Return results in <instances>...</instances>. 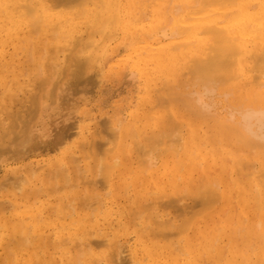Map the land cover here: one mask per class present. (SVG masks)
I'll use <instances>...</instances> for the list:
<instances>
[{
  "label": "rangeland",
  "instance_id": "obj_1",
  "mask_svg": "<svg viewBox=\"0 0 264 264\" xmlns=\"http://www.w3.org/2000/svg\"><path fill=\"white\" fill-rule=\"evenodd\" d=\"M132 1L136 2V0ZM166 3L167 5L169 4L167 9L169 12V16H172L173 18H170V23L163 22V24L161 25L162 27L166 26L167 24L169 26L167 25L164 29L161 28V31L160 27L157 28L158 26H160V24L157 25L154 21L153 16L150 12L151 9L146 8V5L140 6V4H136L135 8L139 7L140 9H135L137 22L132 21L131 25L133 27L131 26V28L132 30L134 29L135 31L137 30L139 32L137 35H134L135 42L138 41L137 38L139 39L142 37L143 39L137 42L136 46L128 39L129 37H124L125 35L123 34V32L118 30L119 24L118 26H116L117 22L114 19V27H116V29L118 30L117 31L113 27V34H116V38H110L113 35H108L110 36L109 38L108 36H105L110 40L106 39L105 41H103L104 44H102L103 42H101V46L105 47H101L102 51L103 49L104 51L102 54H100V50H98V52L96 53V55L98 54V56L95 55L96 58L94 57L95 59H92V61H94L92 65L95 66H92V68L94 67V70L91 69L93 71H90V74L86 75L85 72L82 73L80 71L79 73L75 74L76 70L74 69V66H70V68L72 67L71 70L68 68L67 63L75 58V55H73V51L77 50L79 46L73 44L74 49L72 52H70L72 50L70 48L72 45L68 46V50L63 49L64 51L61 50L62 52L58 51V47L63 46L62 44H64L65 42L61 38H58L59 36H56V39L54 37L43 39L42 37V40L46 42L44 43V41L39 38L41 37V34H37L39 30L37 33L31 34L29 33L31 32V29L23 26L18 31V33L17 31L16 34L15 32H13V38L17 39L14 40V43L7 41L9 44L7 43V45L4 47V51L2 53L3 56L2 58L0 57V71L2 70L0 73V105H2L4 109H6L4 110L0 106V182H2L0 184V187L3 184H8L7 187L10 190L5 187L6 185L2 186L4 191L2 190V188L0 189L2 190L0 191V264H85L86 262V264H192V257L195 258L198 264H219L218 261L222 262L223 259H225L226 261L227 257L229 258H227V261L232 260V264H234L235 261V264H240L242 258V262L245 261L244 263L241 262L242 264H248L250 260L251 262L253 261V264H256L257 262V264H264L262 263L264 261V258H262L264 257V252L262 251L264 250V238L262 239L261 237V234H264V180L262 178L263 176L261 177L260 175L261 173L262 175H264V154H262L263 149L261 150V148L255 147L256 149H253L254 151L252 150L251 152V147L253 146L250 143L251 141H249L247 137L243 136V133L241 134L240 132H237L236 129H241H235V125H237V123L234 121L235 119L232 123H229L227 116L225 115V110L223 108L227 103L231 101L230 95L233 98V103L234 101L237 102V100H239L241 102L242 100V102L244 101V103L248 104V101L251 98L255 97L252 100L254 101L256 99L255 101L259 103V106L264 107V85H262L264 84V73L262 72L263 74H259L257 69L254 68V56L252 57L253 59L249 61V64H247L248 66H245L244 69L246 71L241 70L239 66L234 65V67H232V71H237L236 73L240 74V77H237L236 79L231 80L226 84L224 83L223 86L220 85L222 89H231V94H229L230 92L226 94L227 91H222L224 93H220L221 89L218 86L213 95L217 102V107H215L216 110L214 109L213 113L216 112L219 114L215 113V120H212L214 119V116H210L212 117L211 119H202L200 112L194 108L192 103L189 102L187 103L188 105L186 104V101L190 97L187 98L188 96H184V93L190 88L196 90L201 85V80H199L197 74L196 77H194L195 75H192V73L195 74L196 72H190L192 70V67H190V65H194L192 63L193 61H191L193 55L186 54L187 50H191V48L186 47L187 50H185L186 48L183 49L182 55L184 57L186 56L187 59L183 60L182 56L175 61H169L166 64L162 63L161 67L156 63L153 64L152 60H148L147 58L144 59L142 57V59H140L138 57L137 51L139 50V48L147 46L146 44H151V47L153 49H159V47L167 45L169 42L175 43L188 39L187 36L184 38V35L178 36L174 39H171L170 36L167 37L169 39L163 38L165 37L163 35H170L172 27L171 23L175 26L178 25L177 27H179L181 31L186 27L185 24L179 23V21H175L178 19L180 20L181 18L182 12L179 13L180 17L177 18L179 11H177V9L175 8L179 7L178 9H180L181 11V8L184 6L182 1L171 0L169 3L166 0ZM191 6H194L192 1L188 6L190 9H193L191 10L192 12H195L200 8L197 7L194 9L191 8ZM189 8L187 12L190 11ZM173 12H177V14L175 15L173 14ZM121 15L123 19H127V17L125 16V11H122ZM174 15L177 17H175ZM80 16L82 17L83 15ZM81 17L79 19H82V21L86 20L87 18ZM140 18L146 19L140 20ZM138 19L140 22L138 21ZM66 26L67 25H64V28H62V30H65L67 28ZM143 26L145 27V30H138ZM83 27L81 26V29L78 30V34L76 32V35L81 36V38H85V35H87L86 33H88L87 31H89L87 30L89 27L87 29L86 27ZM149 28H152L150 29L151 31L153 30L150 33V40L146 38L148 36L147 34ZM91 30L89 32H91ZM162 31L165 33L163 34ZM92 32L90 34L94 35V33ZM32 33H34V31H32ZM144 33H146V36L144 35L146 39L143 36ZM96 34H98V32H96ZM14 35L18 36L15 38ZM27 35L29 36V38ZM57 35L59 34L57 33ZM92 36H89L88 34L86 38H91ZM92 38H97V35H94ZM46 39L49 41H46ZM51 39L52 41H50ZM60 40L64 42H59ZM81 40L85 41L83 39ZM96 41H99V37L98 39H96ZM49 42L50 45L47 44ZM55 44L56 46H54ZM53 46L54 48H56L55 51ZM43 47L44 49L46 48L45 51L43 50ZM41 49L43 50L44 54L40 52ZM136 49L137 51H135ZM46 51H48V53ZM37 52H40L41 55ZM53 52L56 55H50V53ZM84 52L82 51V54L78 52L80 55V57H78L79 60H82L83 57L85 59V56L89 55L88 53L90 51L87 50L85 53ZM75 53H77V51H75ZM42 55L43 57H40ZM36 58L38 60L37 63ZM38 58L42 59L39 60ZM48 58L51 60L49 61ZM193 59L195 58L193 57ZM200 59H202V61L206 60L207 55L199 57V60ZM16 60H18V62H16ZM44 60H48V64H46V66H49H42L45 69L40 67V70L36 66L41 65L39 63L45 62ZM54 63H56L57 65ZM51 64L52 66H56L51 67ZM42 65H45V63ZM6 68L8 69V71ZM62 68L65 71L62 70ZM48 70L50 73L48 72ZM188 71L191 74L187 73ZM2 73L3 76L1 75ZM50 74L54 75L52 76L53 78ZM252 75H257L258 78L254 79ZM259 75H261V77ZM14 76H16L15 79ZM38 77L40 78L41 83L43 81L42 84H40V80ZM193 77L195 78V81ZM189 78H193L194 82H199L200 84L196 83V86H193L194 83ZM258 79L259 81L257 82ZM252 80L255 84L253 82L250 83ZM182 81L184 84L182 83ZM5 83L6 85H4ZM187 83L193 84L191 85ZM183 85L184 88L181 87ZM197 85L199 86L197 87ZM259 86L260 90L258 89ZM173 87L175 89L169 90V88ZM176 87L178 89L177 91H174L176 90ZM185 88L186 90L184 92ZM256 88L257 90H259L258 94L257 90L255 92L253 91ZM158 89H160L161 91ZM192 89L191 92L193 91ZM11 90L12 93H10ZM43 91L45 92V94ZM167 91H170L171 93L169 92V94L172 95H175V92H180V94H183H181L180 97L178 96L179 94H177L178 97L175 96L177 97L176 101L175 97H171V99L169 98L170 95L166 94L168 93ZM252 92H254L253 97ZM255 93L258 95L257 97ZM185 94L188 95L190 94V92ZM9 95L12 97V99L14 97V100L16 101H9V98H7L9 97ZM182 95L185 98H183ZM259 95L261 96L260 98ZM178 98L180 99L179 101L181 102V104L180 102H178ZM160 99L165 102V104H163L164 109L161 107L163 106L162 103L164 102H162ZM183 100L185 101V103H183ZM6 102L7 106H5ZM251 102L248 105H250ZM254 102L252 104L256 103ZM156 103L158 105H161L158 106ZM165 105H167V107L169 108V110H167L169 112L165 111V109L167 108H165ZM185 105L188 109H185ZM190 106H192L193 109L192 107L190 108ZM181 109H184V111H182ZM148 111H150L149 113L151 115L148 113ZM193 111L195 112L194 114ZM166 112L169 113L173 119H171L170 117L168 118ZM14 114L16 115L15 117ZM145 115H148L147 118L145 117ZM141 116H143V118ZM149 117H153L151 119V122L149 120ZM9 118H11V120ZM16 119L19 123L17 121H13L12 123V120ZM119 119L121 120V122L119 121ZM223 119H226L227 121H224ZM222 122L223 125H221ZM178 123L184 125L180 128ZM194 123H196V125ZM224 123H227L226 126H230H227L228 129L233 128L234 130L232 129V132L229 130L225 131L227 127L224 126ZM230 124H233L235 127L233 125L231 126ZM66 125L67 130L64 128ZM171 125L173 126V131ZM62 126L65 129V132L68 131L72 136L68 132L65 133L63 132L64 130H62V132L64 133L63 134L61 132V129H63ZM102 126H104V128ZM217 126H219L220 128ZM8 127L10 128L8 129ZM108 127V131L113 129L115 135H117L115 140V137L112 136L114 133H112L111 131L112 135H110L113 138V141H115L112 142L114 143L116 148L111 142L112 138L108 137L109 134L107 133L108 135H105V131L108 129ZM177 127L179 130L174 129ZM7 129L10 131L9 133L8 131H6ZM10 129H14L12 133ZM170 129V137H167V132H169ZM129 130L131 131L130 135ZM160 130L161 132H159ZM132 131H134L135 133H132ZM217 131L220 133H217ZM3 132L5 134L8 133L9 135H5ZM158 132L160 134L163 133L161 134L162 138ZM164 132L167 134H164ZM176 133L180 136L178 137ZM233 133H235L237 136H235V134ZM156 134H159L160 137L157 136L159 137L157 138L158 141L154 140V143H157H155L154 146L150 147L151 142ZM151 135V140H149L148 138H150ZM164 135H166V137ZM189 135H192V138H188ZM65 136H69L70 140L69 137L66 138ZM130 136L132 137L128 139V137ZM181 136H183L184 139ZM172 137L175 139H172ZM193 137L195 139H193ZM165 138L168 139L166 140ZM242 138L243 140L248 141H246V143L244 141L243 143ZM160 139H162V142ZM178 139L181 140L180 143L177 142ZM187 139L191 141H188ZM239 139L242 142L238 143V141H240ZM105 140L109 141L106 142ZM100 142L102 143V145ZM175 142L178 144H176ZM195 142H197L198 144H194ZM104 143L106 145L107 143L109 144L105 146ZM137 143L140 144L139 148L137 147ZM181 143L183 148L181 146ZM199 143L202 144L200 145ZM94 144L96 146V149H94ZM190 144H192L193 146H191ZM198 145L200 147H198ZM103 146L107 152L103 149L102 153L104 155L102 160V153L99 149L103 148ZM166 146H171L172 148L170 147V149ZM179 146L182 149H180ZM196 146L200 150L196 149V151L192 149V147L196 148ZM256 146L259 145L257 144ZM112 147L114 148L113 151H111ZM125 147L126 149H124ZM153 147H155L156 149ZM165 147L167 152H163V150H165ZM176 147H178V152H175ZM184 147L187 149L189 147L190 152L191 150H193V156L195 157L196 155V157H198L199 159L194 158L191 154H189V152L187 153L188 150L185 151L186 149H184ZM149 148H151V152L147 153L149 151ZM167 148L169 150H167ZM135 149L136 151H134ZM139 149L141 151H139ZM158 149L159 152L161 151L160 153L158 152ZM171 150H173V152L176 154L173 155ZM144 151L146 152L144 153ZM154 152L156 153L154 154ZM162 152L163 154L160 155ZM184 152L186 154H189V156H192L193 158L191 157L192 159H190L188 155L187 158H184ZM107 153H111V155H108ZM254 153L255 155H253ZM146 154L147 156L149 155V159L148 157H146ZM151 154L153 155V157ZM156 155H158L159 157ZM114 156L118 161L114 159ZM188 157L190 160H188ZM72 158L75 159V163L78 162L76 163V165L75 163H73V161H71L73 160ZM104 158L107 159V162L111 163L109 165H112L111 161L113 159L115 161H113L114 164L117 162V164L119 163V165L116 168L113 167V171L110 170L111 175L109 178H107L109 180L103 182L101 178L103 175V170L98 168V166L101 167V164L99 162L104 161ZM142 158L146 160V165H144L145 160H141ZM182 158L184 161H182ZM173 159L177 160V162L175 161L176 164L178 162L179 163L177 165L174 164ZM147 161L149 162L148 164ZM96 163L98 164V166ZM162 164L164 167L162 166ZM179 164L181 165L178 166ZM142 165L144 169L147 166L145 171L143 170L144 172L141 171L143 169ZM149 165H151V167L148 168ZM173 165H175V168H173ZM249 166H253L251 167L252 173L249 172V169L251 171V168H249ZM38 167H40V170H38ZM53 169L56 170V172L53 171ZM99 169L101 170V175L98 173ZM51 171L53 173L55 172L57 175L55 173H51ZM57 171L60 173H58ZM142 173L144 174L142 175ZM241 173H244V175H241ZM51 174L53 175L51 176ZM63 174L64 176H62ZM245 174L248 176H246ZM49 176L53 179L50 178L49 180ZM23 177L25 179H23ZM243 177L246 178L243 179ZM122 178L124 181L123 183L121 182ZM89 181L91 182V184ZM16 182L18 183V185H20L19 189L17 188L18 185ZM210 182L212 184H210ZM214 182L215 184L217 183V186L214 185L213 188H211ZM93 183L96 184V186ZM232 183L234 184L233 187L232 185H230ZM54 185L56 187V190H54ZM76 186L77 188H75ZM214 187H217V191H215L216 189H214ZM60 188L63 189H61L60 191ZM200 188L202 189L200 190ZM208 188L211 190L209 191ZM5 189H7L6 193H4ZM180 189L182 190V192H184L182 193ZM196 189L197 191L200 190L203 192H205L206 190H208L209 192H215V194L213 193V195H217L218 198H214L216 201H214V205H212L210 209L208 208L209 210L197 214L200 216H190L191 212H194L192 210L195 208L194 205L197 202L196 200L198 196L200 194L201 195L199 198H201L202 196V192H197ZM212 189L214 191H212ZM144 191L148 193L146 194ZM197 193L200 194L197 195ZM217 193L220 194V196ZM252 194L258 195V197L256 198V196L254 195V198ZM185 195L187 196L186 199H184ZM171 196L173 198H171ZM175 196H177V198L180 196L184 198L180 200V198L177 199ZM195 196L196 200H194L195 198L192 199ZM242 196H246V198L243 199ZM140 199L142 200L140 201ZM176 199L178 200V202ZM257 199L258 201L256 202H260V205L256 206L254 201ZM171 200H173V202H171ZM157 201L160 204H158ZM174 201L177 203H175ZM7 202L8 205L6 204ZM216 202L217 204H215ZM161 205L166 210V214ZM11 206H13L14 210L11 208ZM80 206L83 208H81ZM85 206L87 208H85ZM177 206L178 209H180L179 211L177 210ZM260 206L262 208L257 210V208ZM188 207L190 209L192 208V210H190ZM143 208H145V211ZM58 211H60V213ZM154 213L157 214L156 220H154ZM189 216L191 217V219ZM192 216L194 217L192 218ZM175 217L178 220H176ZM186 217L191 221H189L191 229H185V231H182L179 235L172 236L166 241L156 240L154 238V235L152 236L153 233L151 234V230H156L157 226L161 225L162 223L164 224L166 222L165 226L171 225L170 228H173L172 226L174 225V228H176L177 225L179 226L181 223H183L184 219L188 220ZM132 218L133 220L131 221ZM216 218L219 219L218 222ZM169 220L170 222H168ZM157 221H159V223ZM242 228L244 229L242 230ZM249 228L252 229H250L249 231ZM257 229L258 233L256 232ZM251 231L253 232L251 233ZM250 235L255 236L252 237ZM185 237H188L189 241H191L190 244L193 248L190 247V249H194V251L190 250V252L192 251L191 253L186 252L187 255L184 253L187 250L186 246L184 248ZM25 240L26 242H24ZM214 240L215 243L213 242ZM17 241L18 246H15L14 243L16 244ZM93 241L96 242L94 243ZM173 243L174 245H172ZM177 243L178 245L176 246ZM209 246L210 248H212L213 246V250L209 249ZM248 246L249 248H247L246 250L245 247ZM158 247L160 248V251L156 249ZM161 247H164L165 250L163 248L162 250ZM215 250L216 252H218L216 253ZM221 251H223L224 253H222ZM163 252L166 258L162 257ZM177 252L179 254V258ZM180 252H182V254ZM149 253L152 255V257H150L151 255L149 256ZM170 253L173 254L171 255ZM221 253L223 254V256L224 254L225 256L227 254V256H222L223 258H219L218 255ZM128 255H130L131 258ZM211 255H215L216 257L214 256L212 258ZM78 256H81V258H79ZM185 256L189 259H186ZM217 256L219 260L217 259ZM209 257H211V259ZM234 257H236V260L234 259ZM125 258H127V260ZM244 258L246 259L244 260ZM129 259L130 261H128ZM213 259H217L218 261L215 262L213 261ZM109 260L111 261V263ZM256 260L262 261L259 262ZM135 261L136 263H134ZM225 261L223 260V262L220 264H225L227 262Z\"/></svg>",
  "mask_w": 264,
  "mask_h": 264
},
{
  "label": "bare ground",
  "instance_id": "obj_2",
  "mask_svg": "<svg viewBox=\"0 0 264 264\" xmlns=\"http://www.w3.org/2000/svg\"><path fill=\"white\" fill-rule=\"evenodd\" d=\"M169 3H170V1L169 0H167ZM182 1V3H183V7L181 8V11H180V9H178L179 7H177V8H175V9H177V11H179L178 12V17L177 16H175L176 14H177V12H173V14H175L174 16L175 17H177V18H179L180 17V14L179 13H181L182 15H181V18H180V20L178 19V20H175L176 22H178L179 21V23H183V24H185L186 25V27L185 28H183L182 29V31L180 30V28L179 27H177L178 25H174V24H172L171 23V32L170 31H168V32H170V35H163V36H165V37H163V38H167V37H171V39H174V38H177L178 36H181V35H184V38L187 36L188 37V39H186V40H184V38H183V40L184 41H178V42H175V43H171V42H169L167 45H163V46H161V47H159V49H153L152 47H151V44H146L147 46H145V47H141V48H139V50L137 51V49L135 50V51H137L138 52V57L140 58V59H142V58H147L148 60H152V62H153V64L154 63H156L157 65H159L160 67L162 66L161 64L162 63H164V64H166L167 62H169V61H175V60H177L179 57L181 58L183 55V49H185L186 47H189V48H191V50H187V48L185 49V50H187V54L186 55H190V54H192L193 56H192V59H191V61H193L192 63L194 64V65H190V67H192V70L190 71L191 73H192V71L193 72H196L195 74L194 73H192V75L194 76V77H196V74H197V76H198V78H199V80H201V85L199 86V85H197V89L196 90H193L192 88H190L188 91L190 92V94H188V95H186L185 93H189L188 91H186L185 92V90H186V88L184 89V96L185 97H187V98H189L188 100H187V98H186V100L188 101H186V104L187 103H192V105L194 106V108L197 110V111H199L200 112V115L202 116V119L204 118V120H206V118H212V117H210V116H214V119H212V120H215V115L216 114H219V113H213V110L215 109L216 110V108L215 107H217V102H216V100H215V97L213 96L214 95V92L216 91V88L219 86L220 87V89H221V92L220 93H224V92H222V91H227L226 92V94L228 93V92H230L229 94H231V89H222V87L221 86H223V84L225 83H228V82H230L231 80H234V79H236L237 77H240V74H237L236 72L237 71H232V67H234V65H236V66H239V68H241V70H245L244 68H245V66H248L247 64H249V61H251V59H253L252 57L254 56V59H253V65H254V68L255 69H257V71L259 72V74H263L264 73V0H181ZM192 1V3L194 4V6L192 7L191 6V8H197V7H200L198 10H196L195 12H192L191 10H193V9H190L188 6H189V4H190V2ZM140 4V6H142V5H146V8H149V9H151V14H152V16H153V19H154V21L156 22V24L158 25V24H160V26H158L157 28H159L160 27V31H161V28H166V26L168 25H166V26H164V27H162L161 25L163 24V22H165V23H170V18H173L172 16H169V12H168V5H167V3H166V0H136V2H133L132 0H0V57L2 58V53H3V49H4V47L7 45V41H9V42H11V43H14L15 41L14 40H17V39H14L13 38V32H15V34H16V31H17V33H18V31L24 26V27H28V28H30L31 29V32H29V33H31V34H35V33H37L38 32V30H39V32L37 33V34H41V37H39V38H41V40H42V37H43V39L44 38H47V39H49V38H51V37H54L55 39L58 37V38H61L62 40H64V41H59V42H64V44H62L63 46H59L58 48H59V50L58 51H64V50H68L67 48H68V46H70V45H72L70 48L72 49L70 52H72L73 51V46L74 45H77V46H79V48L77 49V50H74L73 52V55H75L74 57L75 58H73V60L72 61H69L68 63H67V65H68V68L71 70V68H70V66H74V69L76 70L75 71V74L76 73H79V71L80 72H82V73H84L85 72V75L86 74H90L89 72L90 71H93L94 70V65H92L93 64V62L94 61H92V59H95L96 58V56H98V54L96 55V53L98 52V50H100V54H102L103 53V51H104V49H103V51H102V49H101V47L103 48L104 46H101L102 44H104V42L103 41H105L106 39H108L110 36H108V35H113V36H111L110 38H114L115 37V35L113 34V30L114 29H116V27H114V19H115V21L117 22V25L116 26H118V24H119V31H122L123 32V34L125 35L124 37H129L128 39L132 42V43H134V45L136 46V44H137V42H139L141 39H142V37L141 36H139V37H141V38H137V42H135L134 41V39H135V37H134V35L136 34H138L139 32L136 30H132V28H131V22L133 21V22H137V18H136V16H135V14H136V10L135 9H138L137 7L135 8V6H136V4ZM138 6V5H137ZM180 6V5H179ZM170 7V6H169ZM188 8L190 9V11L189 12H187L188 11ZM140 9V8H139ZM122 11H125V16L127 17V19L125 20V19H123L122 18ZM174 11V10H173ZM176 11V10H175ZM140 12V11H139ZM167 12H168V14H167ZM145 13V12H144ZM149 13V12H148ZM142 14V13H141ZM146 14V13H145ZM80 15H83L82 17H87L86 18V20H83L82 21V19L80 20L79 18L81 17ZM147 16V15H146ZM146 16H144V17H146ZM81 17V18H82ZM139 17H143V16H139ZM150 17V16H149ZM148 17V18H149ZM175 17H174V19H175ZM144 20V19H146V18H140V20ZM174 19H172V20H174ZM136 20V21H135ZM167 20V21H166ZM169 20V21H168ZM138 21H139V19H138ZM140 22V21H139ZM64 25H67L66 27V29L65 30H62V28H64L63 26ZM182 25V24H181ZM81 26L83 27H86V29L87 30H91V32L92 33H94V35L96 36L97 35V38H92L94 35L93 34H90L91 32H89V31H87L88 33H86L87 35H85V38H86V36H88V34H89V36L91 35H93L91 38L90 37H87L86 38V40H85V38H81V36H77L76 35V32H77V34H78V30H80L81 29ZM136 26V25H135ZM145 26V25H144ZM140 27V29H138V30H145V27ZM169 26V25H168ZM83 27V28H84ZM113 27H114V29H113ZM133 27V26H132ZM150 29H152V28H149L148 30L150 31H148V36L146 37V38H148L149 40H150V33L153 31H151ZM162 29V30H163ZM168 29V28H167ZM62 30V31H61ZM98 32V34H96V32ZM117 30V29H116ZM117 30V31H118ZM158 30V29H157ZM32 31H34V33H32ZM36 31V32H35ZM86 31V30H85ZM159 31V30H158ZM27 32V33H28ZM146 32V31H145ZM163 32V31H162ZM21 33H23V32H21ZM57 33L59 34V35H57ZM83 33H85V32H83ZM115 33H116V31H115ZM165 32H163V34H164ZM121 34V33H120ZM119 34V35H120ZM122 34V35H123ZM160 34H161V32H160ZM21 35V34H20ZM82 35V34H81ZM99 35V36H98ZM146 36V33H144L143 34V36ZM15 36V35H14ZM18 35H16L15 36V38L17 37ZM28 36V35H27ZM57 36V37H56ZM77 36V37H76ZM105 36H108V38H106ZM145 36H144V38H145ZM79 37H80V39H79ZM98 37H99V41H96V39H98ZM103 37H105V38H103ZM28 38H29V36H28ZM28 38H26V39H28ZM88 38H89V40H88ZM103 38V39H102ZM116 38V37H115ZM145 38V39H146ZM46 39V41H49V40H47ZM81 39H83V40H85V41H82ZM144 39V40H145ZM148 39H147V41H148ZM162 39V38H161ZM167 39H169V38H167ZM108 40H110V39H108ZM112 40V39H111ZM143 40V39H142ZM159 40V39H158ZM166 40V39H165ZM21 41V40H20ZM19 41V42H20ZM26 41V40H25ZM42 41H44V40H42ZM41 41V42H42ZM50 41H52V39L50 40ZM56 41V40H55ZM115 41V40H114ZM125 41V40H124ZM146 41V42H147ZM163 41V40H162ZM28 42H30V41H28ZM101 42H103L102 44H101ZM108 42V41H107ZM145 42V43H146ZM159 42H161V41H159ZM166 42V41H165ZM173 42V41H172ZM44 43H46L45 41H44ZM55 43V42H54ZM142 43V42H141ZM161 43H163V42H161ZM9 44V43H8ZM27 44V43H26ZM29 44V43H28ZM47 44H49L50 45V42L49 43H47ZM46 44V45H47ZM51 44H52V42H51ZM74 44V45H73ZM106 44V43H105ZM35 45H36V43H35ZM81 45V46H80ZM134 45H133V47H134ZM153 45H155V44H153ZM31 46V45H30ZM41 46V45H40ZM54 46H56V44L54 45ZM54 46H53V48H54ZM47 47V46H46ZM48 48V47H47ZM51 48H52V46H51ZM100 48V49H99ZM105 48V47H104ZM137 48V47H136ZM31 49V48H30ZM46 49V48H45ZM45 49H44V47H43V50L45 51ZM64 49V50H63ZM80 49V50H79ZM22 50V49H21ZM20 50V51H21ZM42 50V49H41ZM40 50V52L41 53H43V50L41 51ZM49 50H52V49H49ZM56 50V48H54V51ZM90 51L88 54L89 55H87V56H85V59H84V57L82 58V60H79L78 59V57H80V55H79V53H81L82 54V51L84 52H86V51ZM57 51V52H58ZM61 51V52H62ZM75 51H77V53H75ZM102 51V52H101ZM40 52H37V53H40ZM47 53H48V51H46ZM50 52V51H49ZM79 52V53H78ZM84 52V53H85ZM207 52V53H206ZM41 53H40V55H41ZM56 53V52H55ZM44 54V53H43ZM51 54H53V56L54 55H56V54H54V52L53 53H50V55ZM78 54V55H77ZM137 54V53H136ZM135 54V55H136ZM72 55V56H73ZM84 55V54H83ZM96 55V56H95ZM203 55H207V59L206 60H204V61H202V59H200L199 60V57H201V56H203ZM52 56V57H53ZM82 56V55H81ZM99 56H101V55H99ZM40 57H43V55L42 56H40ZM39 57V58H40ZM48 57V56H47ZM56 57V56H55ZM77 57V58H76ZM95 57V58H94ZM142 57V58H141ZM193 57L196 59H193ZM14 58V57H13ZM38 58V59H39ZM49 58H51V57H49ZM48 58V59H49ZM72 58V57H71ZM183 58V60H185V59H187L186 58V56L184 57H182ZM42 59V58H41ZM41 59H39V60H41ZM47 59V58H46ZM54 59V58H53ZM75 59V60H74ZM51 59H49V61H50ZM22 61V60H21ZM29 61V60H28ZM37 58H36V63H37ZM45 61V60H44ZM48 60H46L45 62H42V63H39V64H41V65H39V66H36L37 68H39L40 69V67H47V66H49V65H47L46 66V64H48V62H47ZM65 61H66V59H65ZM64 61V62H65ZM68 61V60H67ZM96 61V60H95ZM147 61V60H146ZM13 62V61H12ZM16 62H18V60H16ZM25 62V61H24ZM40 62V61H39ZM45 63V65H42V64H44ZM139 63V62H138ZM234 63V64H233ZM30 64V63H29ZM54 64H56V63H54ZM65 64V63H64ZM10 65V64H9ZM9 65H7V66H9ZM31 65V64H30ZM57 65V64H56ZM55 65V66H56ZM150 65V64H149ZM4 66V65H3ZM51 67H53L52 66V64L50 65ZM54 66V67H55ZM64 66H66V65H64ZM92 66H94L93 68H92ZM42 67V68H43ZM147 67H148V65H147ZM4 68V67H3ZM9 68V67H8ZM64 68V67H63ZM62 68V70H64ZM67 68V69H68ZM166 68V67H165ZM186 68V67H185ZM1 69V68H0ZM7 69V68H6ZM43 69H45V68H43ZM66 69V68H65ZM91 69H93V70H91ZM141 69V68H140ZM143 69V68H142ZM23 70V69H22ZM41 70V69H40ZM95 70H96V68H95ZM188 70H190V69H188ZM2 71V70H1ZM1 71H0V73H1ZM7 71H8V69H7ZM26 71V70H25ZM65 71V70H64ZM246 71V70H245ZM36 72V71H35ZM48 72H49V70H48ZM69 72V71H68ZM263 72V73H262ZM4 73V72H3ZM3 73L1 74L2 76H3ZM10 73V72H9ZM50 73V72H49ZM62 73V72H61ZM187 73H189V71L187 72ZM191 73H189V74H191ZM17 74V73H16ZM38 74H39V72H38ZM74 74V75H75ZM253 74V73H252ZM51 75V74H50ZM84 75V74H83ZM199 75H200V77H199ZM202 75V76H201ZM47 76V75H46ZM52 76H54V75H51V77ZM185 76V75H184ZM253 76V75H252ZM260 77H261V75H259ZM15 77L16 76H14V79H15ZM18 77V76H17ZM49 77V76H48ZM51 77H50V80H51ZM100 77V76H99ZM182 77V76H181ZM193 77V78H194ZM254 77V79H257L258 78V76L256 75V76H253ZM253 77H252V79H253ZM39 78V77H38ZM53 78V77H52ZM68 78V77H67ZM157 78V77H156ZM193 78L191 79V78H189V79H191V81L194 83H187V84H193V86H196V83L197 84H200L199 82H194L195 81V78H194V81H193ZM198 78H197V80H198ZM13 79V80H14ZM36 79V78H35ZM47 79V78H46ZM95 79H96V77H95ZM149 79V78H148ZM183 79V78H182ZM13 80H11V81H13ZM38 80V79H37ZM39 80H40V78H39ZM38 80V81H39ZM204 80V81H203ZM15 81V80H14ZM36 81V80H35ZM65 81V80H64ZM156 81V80H155ZM180 81V80H179ZM203 81V82H202ZM259 81V79L257 80V82ZM17 82V81H16ZM145 82V81H144ZM187 82V81H186ZM253 82V80L250 82V83H252ZM14 83V82H13ZM42 83H43V81H42ZM41 83V80H40V84H42ZM164 83H166V82H164ZM169 83H170V81H169ZM180 83V82H179ZM182 83H183V81H182ZM254 83V82H253ZM39 84V85H40ZM59 84V83H58ZM184 84V83H183ZM255 84V83H254ZM253 84V85H254ZM259 84H262V83H259ZM4 85H6V83L4 84ZM14 85V84H13ZM16 85V84H15ZM47 85V84H46ZM163 85H165V84H163ZM169 85V84H168ZM167 85V86H168ZM186 85V84H185ZM221 85V86H220ZM262 85H264V84H262ZM11 86V85H10ZM9 86V87H10ZM50 86V85H49ZM52 86V85H51ZM256 86V85H255ZM261 86V85H260ZM260 86H259V90H260ZM5 87V86H4ZM26 87V86H25ZM32 87V86H31ZM169 87V86H168ZM178 87V86H177ZM176 87V90H174V91H177V88ZM181 87H183L184 88V85L183 86H181ZM187 87H188V85H187ZM257 87V86H256ZM182 88V89H183ZM255 88V87H254ZM4 89V88H3ZM18 89V88H17ZM44 89V88H43ZM171 89H175L174 87L173 88H169V90H171ZM191 89L193 90L192 92H191ZM47 90V89H46ZM158 90H160V89H158ZM211 90H214V92L213 91H211ZM257 90V88L255 89V90H253L254 92ZM259 90H257V94H258V91ZM4 91V90H3ZM161 91V90H160ZM183 91V90H182ZM25 92V91H24ZM44 92V91H43ZM159 92V91H158ZM165 92V91H164ZM168 93H166V94H169V92L170 91H167ZM254 92H252V97H253V93ZM10 93H12V90L10 91ZM171 93V92H170ZM193 93H198L199 95L198 96H195V95H193ZM44 94H45V92H44ZM177 94H179L178 96L180 97L181 96V94H183V93H181L180 94V92L178 93H176L175 92V95H172V94H169L170 95V99H171V97H175V96H177ZM225 94V95H226ZM256 94V93H255ZM256 94V97L258 96ZM38 95V94H37ZM168 95V96H169ZM189 95H191V96H189ZM223 95V94H222ZM263 95V94H262ZM8 96V95H7ZM6 96V97H7ZM177 96V97H178ZM183 96V95H182ZM183 96V98H185ZM218 96V95H217ZM48 97H49V95H48ZM154 97V96H153ZM156 97V96H155ZM177 97H175V100L177 101ZM228 97V96H227ZM226 97V98H227ZM261 96L259 95V98H260ZM264 97V96H263ZM1 98V97H0ZM7 98H9V101L10 100H14V97H13V99H12V97L9 95V97H7ZM38 98V97H37ZM40 98H42V97H40ZM225 98V99H226ZM230 98H231V101H232V103H231V101L229 102V103H227L226 104V106L225 107H223L224 108V110H225V115L227 116V119H228V121H229V123L231 122H233V120L237 123V125H233V124H230L231 126L233 125L234 127H235V129L236 128H240L241 130H238V129H236L237 130V132L239 133H243L244 135L243 136H245V137H247L248 138V140L249 141H251L250 143L254 146V148H253V146L251 147L252 149H251V152H252V150L253 149H256L255 147H259V148H261V150H262V154H264L263 153V151H264V107H261V106H259V103H257L255 100V102L252 100V99H254L255 97H253V98H251L248 102L250 103L251 101V104L250 105H248L247 103H244V101L242 102V100H241V102L239 101V100H237V102L236 101H234V103H233V98H232V96L230 95ZM5 100H6V98H5ZM20 100H21V98H20ZM158 100V99H157ZM161 100V99H160ZM159 100V101H160ZM180 99L178 98V102H180L179 101ZM200 101L199 103L197 102V101ZM235 100H236V98H235ZM8 101V100H7ZM8 101V102H9ZM16 100H14V102H15ZM18 101V100H17ZM162 102H164L163 100H161ZM160 101V102H161ZM171 101V100H170ZM173 101H174V98H173ZM172 101V102H173ZM175 101V102H176ZM181 101H182V98H181ZM192 101V102H191ZM260 101V100H259ZM39 102V101H38ZM224 102H225V100H224ZM245 102H246V100H245ZM255 103V104H252V103ZM40 103V102H39ZM157 103H158V101H157ZM156 103V104H157ZM174 103V102H173ZM183 103H185V101L183 100ZM231 103V104H230ZM242 103H244V104H246V105H244V104H242ZM20 104V103H19ZM163 104H165V102L164 103H162V105ZM180 104H181V102H180ZM158 105V104H157ZM159 105H161V104H159ZM158 105V106H159ZM183 105V104H182ZM188 105V104H187ZM1 106V108H3L4 109V107L2 106V105H0ZM5 106H7V102H6V105ZM8 106H9V104H8ZM140 106V105H139ZM184 106V105H183ZM223 106V105H222ZM163 109H164V105L163 106H161ZM160 107V108H161ZM167 107V105H165V108ZM185 107H186V105H185ZM192 106H190V108H191ZM220 107V106H219ZM149 108V107H148ZM159 108V107H158ZM182 108V107H181ZM184 108V107H183ZM205 108H208V109H210L211 111L209 112V111H206L205 110ZM152 109V108H151ZM151 109H148V110H151ZM172 109H173V107H172ZM185 109H188L187 107L185 108ZM192 109H193V107H192ZM4 110H6V109H4ZM167 110H169V108L167 107L166 109H165V111H167ZM182 111H184V109H181ZM218 110V109H217ZM19 111V110H18ZM21 111V110H20ZM181 111V112H182ZM191 111V110H190ZM1 112V111H0ZM6 112V111H5ZM17 112V111H16ZM74 112V111H73ZM150 111H148V113H149ZM167 112H169V111H167ZM166 112V114H167V116H168V118L170 117L171 119H173L172 118V116L169 114V113H167ZM189 112V111H188ZM192 112V111H191ZM203 112V113H202ZM219 112V111H218ZM221 112V111H220ZM7 113V112H6ZM20 113V112H19ZM195 112L193 111V114H194ZM23 114V113H22ZM146 114H147V112H146ZM150 114V113H149ZM211 114H214V115H211ZM10 115H12V114H10ZM151 115V114H150ZM8 116V115H7ZM16 115L14 114V117H15ZM19 116V115H18ZM148 116V115H147ZM147 116L145 115V117L147 118ZM196 116V115H195ZM194 116V117H195ZM209 116V117H208ZM218 116V115H217ZM220 116H222V115H220ZM137 117V116H136ZM142 118H143V116H141ZM18 118V117H17ZM37 118V117H36ZM139 118V117H138ZM145 118V119H146ZM153 118V117H152ZM152 118H150L149 117V120H150V122L152 121L151 119ZM167 118V119H168ZM10 120H11V118H9ZM14 119V118H13ZM22 119H23V117H22ZM149 120H147V121H149ZM166 120V119H165ZM170 120V119H169ZM218 120V119H217ZM224 120V119H223ZM226 120V119H225ZM224 120V121H225ZM13 121H17L18 122V120L16 119V120H12V123H13ZM22 121V120H21ZM108 121V120H107ZM119 121L121 122V120L119 119ZM118 121V122H119ZM227 121V120H226ZM106 122V121H105ZM124 122V121H123ZM197 122V121H196ZM215 122V121H214ZM19 123V122H18ZM107 123V122H106ZM110 123V122H109ZM117 123V122H116ZM149 123V122H148ZM177 123V122H176ZM179 123H181V122H179ZM178 123V125L180 126V128H181V126H183V125H181V124H179ZM217 123H218V121H217ZM220 123V122H219ZM10 124H11V122H10ZM17 124V123H16ZM122 124V123H121ZM162 124V123H161ZM160 124V125H161ZM195 125H196V123H194ZM227 124V123H226ZM226 124L224 123V126L225 127H227L226 126ZM14 125V124H13ZM103 125V124H102ZM167 125V124H166ZM173 125V124H172ZM171 125V126H172ZM221 125H223V122L221 123ZM178 126V127H179ZM212 126V125H211ZM215 126V125H214ZM11 127V126H10ZM10 127H8V129L10 128ZM31 127V126H30ZM66 127H67V125L64 127L65 129H66ZM103 128H104V126H102ZM105 127H107V126H105ZM132 127V126H131ZM161 127V126H160ZM176 127V126H175ZM178 127L177 128H174V129H177V130H179L178 129ZM194 127V126H193ZM217 127H219V126H217ZM223 127V126H222ZM221 127V128H222ZM228 127H230V126H228ZM228 127L226 128V130L225 131H227V130H229V131H233L232 129H228ZM62 128H63V126H62ZM61 129V132H62V130H64L63 132H65V129ZM69 128V127H68ZM128 128V127H127ZM129 128H130V126H129ZM165 128V127H164ZM163 128V129H164ZM220 128V127H219ZM6 130V131H8V133L10 132L9 130ZM71 129V128H70ZM106 129V128H105ZM111 129V128H110ZM167 129V128H166ZM165 129V130H166ZM223 129V128H222ZM11 130V129H10ZM14 129H12L11 130V133H12V131H13ZM67 130V129H66ZM102 130H104V129H102ZM109 130V127H108V129L105 131L106 132V134L105 135H110L111 134V131H112V133H114V131H113V129L112 130H110V131H108ZM3 131V130H2ZM5 131V130H4ZM101 131V130H100ZM108 131V132H107ZM116 131V130H115ZM128 131V130H127ZM130 131V130H129ZM150 131V130H149ZM170 131H171V129L169 130V132H167V133H165L164 132V134H167V137L169 136V134H171L170 133ZM172 131H173V126H172ZM194 131V130H193ZM192 131V132H193ZM197 131V130H196ZM228 131V132H229ZM242 131V132H241ZM16 132V131H15ZM60 132V133H61ZM62 132V133H63ZM66 132H68V131H66ZM65 132V133H66ZM134 131H132V133H133ZM159 132H161V130L159 131ZM158 132V133H159ZM180 132H181V130H180ZM195 132V131H194ZM211 132V131H210ZM227 132V133H228ZM4 133V132H3ZM8 133H6V134H8ZM59 133V134H60ZM61 133V134H62ZM69 133V132H68ZM108 133V134H107ZM116 133H117V131H116ZM130 133H131V131L129 132V135H130ZM135 133V132H134ZM174 133H175V130H174ZM174 133H173V135H174ZM217 133H220V132H218L217 131ZM5 134V133H4ZM5 134V135H6ZM64 134V133H63ZM70 134V133H69ZM118 134V133H117ZM137 134V133H136ZM160 134V133H159ZM159 134H156V136L153 138V140H152V142H151V145H150V147L151 146H154L155 145V143H157V142H155L154 143V140H156V141H158V139L157 138H159L160 136H161V134H163V133H161L160 134V136H159ZM177 134V133H176ZM233 134H235V133H233ZM240 134V135H241ZM2 135V134H1ZM9 135V134H8ZM66 135V134H65ZM71 135V134H70ZM76 135V134H75ZM101 135H103V134H101ZM108 135V137L110 138L111 137V135L109 136ZM142 135V134H141ZM178 135V137L180 136L179 134H177ZM72 136V135H71ZM98 136V135H97ZM113 137H115V140H116V136L117 135H115V133L112 135ZM124 136H127V135H124ZM135 136V135H134ZM157 136H159V137H157ZM165 137H166V135H164ZM164 136H163V138H164ZM192 136V135H191ZM190 135L188 136V138H190L191 137ZM214 136V135H213ZM235 136H237L236 134H235ZM1 137V136H0ZM5 137V136H4ZM66 138H68L67 136H65ZM132 136H130V137H128V139L129 138H131ZM151 137H152V135L150 136V138H148L149 140H151ZM170 137V136H169ZM181 137H183V136H181ZM228 137V136H227ZM242 137V136H241ZM10 138V137H9ZM13 138V137H12ZM74 138H76V137H74ZM112 138V137H111ZM125 138V137H124ZM161 138H162V136H161ZM192 138V137H191ZM235 138V137H234ZM238 138V137H237ZM244 138V137H243ZM243 138H242V141H243V143H244V141H245V143H246V141H248V140H243ZM4 139V138H3ZM107 139V138H106ZM134 139V138H133ZM166 140L168 139V138H165ZM172 139H175V138H173L172 137ZM180 139H182V138H180ZM183 139H184V137H183ZM193 139H195L194 137H193ZM241 139V138H240ZM239 139V140H240ZM245 139V138H244ZM10 140V139H9ZM69 140H70V137H69ZM68 140V141H69ZM149 140H147V141H149ZM161 140V142H162V139H160ZM171 140V139H170ZM179 140V139H178ZM177 140V142L178 143H180V141L181 140H179L178 141ZM188 141H191V140H189V139H187ZM235 140V139H234ZM59 141V140H58ZM57 141V142H58ZM106 141V140H105ZM107 141H109V140H107ZM106 141V142H107ZM113 141V138L111 139V142ZM125 141V140H124ZM135 141V140H134ZM133 141V142H134ZM169 141V140H168ZM185 141V140H184ZM184 141H183V144H184ZM241 140L240 141H238V143H240V142H242ZM60 142V141H59ZM104 142V141H103ZM113 142H115V141H113ZM112 142V143H113ZM160 142V141H159ZM160 142V143H161ZM192 142H193V140H192ZM198 142V141H197ZM197 142H195L194 144H198ZM231 142V141H230ZM70 143V142H69ZM68 143V144H69ZM94 143H96V142H94ZM101 143V142H100ZM100 143H99V146H100ZM127 143V142H126ZM152 143H153V145H152ZM174 143V142H173ZM176 143V142H175ZM178 143H176V144H178ZM187 143H189V142H187ZM218 143V142H217ZM237 143V142H236ZM2 144H3V142H2ZM18 144V143H17ZM59 144H61V143H59ZM93 144V143H92ZM105 144V143H104ZM103 144V145H104ZM109 143H107V145H108ZM138 144V143H137ZM150 144V143H149ZM149 144H147V145H149ZM172 144V143H171ZM193 144V143H192ZM192 144H190L191 146H193ZM200 144V143H199ZM202 144V143H201ZM200 144V145H201ZM215 144H216V142H215ZM259 145V146H256V145ZM63 145V144H62ZM86 145V144H85ZM98 145V144H97ZM101 145H102V143H101ZM106 144H105V146H107ZM135 145V144H134ZM167 145V144H166ZM180 145V144H179ZM2 146V145H1ZM17 146V145H16ZM61 146V145H60ZM82 146V145H81ZM113 146H115L114 145V143H113ZM157 146V145H156ZM155 146V147H156ZM172 146H175V145H172ZM181 146H182V143H181ZM10 147V146H9ZM80 147V146H79ZM78 147V148H79ZM94 149H96V146H95V144H94ZM138 148L140 147V144H138V146H137ZM142 147V146H141ZM147 147H149V146H147ZM155 147H153V148H155ZM166 147H168V148H170L171 146H166ZM166 147L164 148L165 150H163V149H160V150H163V152L164 151H166ZM180 147V146H179ZM185 147H186V145H185ZM184 147V149H186L185 151H187V153L189 152V154H191L192 156L194 155L193 154V150H191V152L189 151V147H188V149L187 148H185ZM198 147H200L199 145H198ZM198 147L196 146V148L195 147H192V149H194V150H196V149H198ZM56 148V147H55ZM61 148V147H60ZM115 148H116V146H115ZM167 148V150H169ZM172 148V147H171ZM170 148V149H171ZM178 147H176L175 148V152H178V149H177ZM182 148H183V146H182ZM181 147H180V149H182ZM258 148V149H259ZM97 149H99V148H97ZM103 149L105 150V148H104V146H103V148H100L99 150H101V153H102V151H103ZM113 147L111 148V151H113ZM124 149H126V147L124 148ZM123 149V150H124ZM141 149V148H140ZM139 149V151H141ZM150 149L151 148H149V151L147 152V153H149V152H151L150 151ZM156 149V148H155ZM174 149V148H173ZM177 149V150H176ZM89 150V149H88ZM110 150V149H109ZM198 150H200V149H198ZM85 151V150H84ZM96 151V150H95ZM106 151V150H105ZM104 151V152H105ZM134 151H136V149L134 150ZM153 151V150H152ZM181 151V150H180ZM179 151V152H180ZM193 151V152H192ZM197 151V150H196ZM254 151V150H253ZM258 151V150H257ZM107 152V151H106ZM105 152V153H106ZM108 152H110V151H108ZM123 152V151H122ZM126 152V151H125ZM146 151H144V153H145ZM158 152H159V149H158ZM161 152V151H160ZM159 152V153H160ZM163 152L160 154V155H162L163 154ZM167 152V151H166ZM165 152V153H166ZM171 152L173 153V155L174 154H176V153H174L173 152V150H171ZM217 152V151H216ZM251 152H249V153H251ZM97 153V152H96ZM156 152H154V154H155ZM185 153V152H184ZM197 153V152H196ZM200 153V152H199ZM108 154V153H107ZM106 154V155H107ZM124 154V153H123ZM186 154V153H185ZM185 154L183 155L184 156V158H187V155L189 156V154H186V156H185ZM100 155V154H99ZM103 153H102V160H103ZM108 155H111V153L110 154H108ZM126 155V154H125ZM152 155V154H151ZM159 155V154H158ZM158 155H156V156H158ZM171 155V154H170ZM178 155V154H177ZM219 155V154H218ZM253 155H255V153L253 154ZM95 156V155H94ZM116 156V155H115ZM114 156V157H115ZM127 156V155H126ZM125 156V157H126ZM149 156V155H148ZM147 156V154H146V157H148ZM191 156V157H192ZM70 157V156H69ZM101 157V156H100ZM152 157H153V155H152ZM159 157V156H158ZM168 157V156H167ZM175 157V156H174ZM178 157V156H177ZM190 157V156H189ZM189 157H188V160H190V159H192L191 157H190V159H189ZM155 158V157H154ZM153 158V159H154ZM194 158H198V157H196V155H195V157ZM73 160H71V161H73V163H75V159L74 158H72ZM83 159H84V157H83ZM114 159H116V157L114 158ZM114 159L111 161L112 162V165H109V164H111L110 162H107V159H105L104 158V161H102V162H99L100 164V166L101 167H99L98 166V162L96 163L97 164V166H98V168H100L101 170H103L102 172H103V175H102V180H103V182L104 181H106V180H109V179H107V178H109L110 177V175H111V171H113L114 169H113V167L114 168H116L118 165H119V163L117 164V162L114 164ZM147 159V158H146ZM148 159H149V157H148ZM156 159V158H155ZM177 159V158H176ZM199 159V158H198ZM80 160V159H79ZM110 160V159H109ZM117 160V159H116ZM141 160H145V159H141ZM168 160V159H167ZM174 160V159H173ZM187 160V159H186ZM209 160V159H208ZM225 160H226V158H225ZM70 161V162H71ZM77 161H78V159H77ZM114 161V162H113ZM118 161V160H117ZM127 161V160H126ZM177 162V160H174V164H176V162ZM182 161H184L183 160V158H182ZM239 161V160H238ZM88 162V161H87ZM132 162V161H131ZM146 162V160L144 161V163ZM153 162H154V160H153ZM226 162V161H225ZM72 163V164H73ZM76 163H78V162H76ZM76 163H75V165H76ZM149 162L147 161V164H148ZM179 163V162H178ZM177 163V164H178ZM237 163V162H236ZM114 164V165H113ZM117 164V165H116ZM142 164H143V162H142ZM154 164V163H153ZM176 164V165H177ZM181 164H182V162H181ZM181 164H179L178 166H180ZM200 164V163H199ZM199 164H198V166H199ZM228 164V163H227ZM74 165V164H73ZM78 165V164H77ZM128 165H129V163H128ZM144 165H146V163L144 164ZM166 165V164H165ZM162 166H163V164H162ZM175 165H173V168H175L174 167ZM177 166V167H178ZM183 166V165H182ZM129 167V166H128ZM127 167V168H128ZM145 167V166H144ZM149 167H151V165H149L148 166V168ZM155 167V166H154ZM161 167V166H160ZM164 167V166H163ZM226 167V166H225ZM251 167H253V166H251ZM250 166H249V168H251ZM29 168V167H28ZM39 169L38 170H40V167H38ZM42 168V167H41ZM97 168V169H98ZM112 168V169H111ZM142 168H143V165H142ZM147 168V166L145 167V169ZM179 168V167H178ZM177 168V169H178ZM60 169H62V168H60ZM59 169V170H60ZM99 169V171H98V173L100 174V170ZM145 169L143 168L141 171H145ZM163 169V168H162ZM181 169V168H180ZM179 169V170H180ZM245 169V168H244ZM30 170V169H29ZM37 170V171H38ZM96 170V169H95ZM111 170V171H110ZM125 170H127V169H125ZM130 170H131V168H130ZM226 170V169H225ZM53 171H55L56 172V170H54L53 169ZM78 171V170H77ZM84 171V170H83ZM143 171V172H144ZM188 171H189V169H188ZM188 171H186V172H188ZM254 171V170H253ZM36 172V171H35ZM49 172V171H48ZM54 172V173H55ZM58 172V171H57ZM61 172H63V171H61ZM65 172V171H64ZM76 172V171H75ZM196 172V171H195ZM249 172H251L252 173V168H251V171H250V169H249ZM31 173H32V171H31ZM51 173H53L52 171H51ZM53 173V174H54ZM58 173H60V172H58ZM162 173V172H161ZM261 173V172H260ZM264 173V172H263ZM35 174V173H34ZM50 174V173H49ZM53 174H51V176L53 175ZM56 174V173H55ZM102 174V173H101ZM100 174V175H101ZM144 173H142V175H143ZM226 174V173H225ZM244 175V173H241V175ZM247 174H249V173H247ZM57 175V174H56ZM246 175V174H245ZM261 175V177L263 178V180H264V175H262V173L260 174ZM9 176V175H8ZM62 176H64V174L62 175ZM66 176V175H65ZM80 176V175H79ZM97 176V175H96ZM140 176V175H139ZM168 176V175H167ZM185 176V175H184ZM246 176H248V175H246ZM11 177V176H10ZM57 177V176H56ZM177 177V176H176ZM18 178V177H17ZM32 178V177H31ZM50 176H49V180H50ZM64 178V177H63ZM86 178V177H85ZM242 178V177H241ZM241 178H240V180H241ZM244 178H246V177H243V179ZM249 178V177H248ZM23 179H25L24 177H23ZM51 179H53V178H51ZM98 179H99V177H98ZM147 179V178H146ZM185 179V178H184ZM242 179V180H243ZM9 180V179H8ZM47 180H48V178H47ZM101 180V181H102ZM177 180H178V178H177ZM5 181V180H4ZM16 181V180H15ZM25 181V180H24ZM55 181V180H54ZM96 181V180H95ZM100 181V182H101ZM145 181V180H144ZM202 181V180H201ZM205 181V180H204ZM217 181V180H216ZM27 182V181H26ZM77 182V181H76ZM90 182V181H89ZM122 183L124 182L123 181V178H122V181H121ZM158 182V181H157ZM2 182H0V184H1ZM17 183V182H16ZM22 183V182H21ZM24 183V182H23ZM81 183V182H80ZM102 183V182H101ZM108 183V182H107ZM145 183V182H144ZM209 183V182H208ZM260 183V182H259ZM26 184V183H25ZM85 184V183H84ZM90 184H91V182H90ZM94 184V183H93ZM99 184V183H98ZM134 184V183H133ZM160 184V183H159ZM201 184V183H200ZM210 184H212L211 182H210ZM264 184V183H263ZM4 185V184H3ZM2 185V186H3ZM6 185V186H5ZM4 186L6 187V188H8L7 186H8V184H5ZM17 185H18V183H17ZM81 185V184H80ZM95 186H96V184H94ZM94 185H93V188H94ZM138 185V184H137ZM150 185V184H149ZM207 185V184H206ZM206 185H205V187H206ZM217 186V183L215 184V182L213 183V185H212V187L211 188H213V186ZM230 185H232V187H233V183L232 184H230ZM0 187V189L2 188V190L4 191V189H3V187ZM36 186V185H35ZM63 186V185H62ZM124 186V185H123ZM142 186V185H141ZM145 186V185H144ZM204 186V185H203ZM208 186V185H207ZM60 187V186H59ZM64 187V186H63ZM73 187V186H72ZM84 187V186H83ZM82 187V188H83ZM91 187V186H90ZM184 187V186H183ZM199 187V186H198ZM254 187V186H253ZM264 187V186H263ZM11 188V187H10ZM15 188V187H14ZM18 189L20 188V185H18V187H17ZM55 188V189H54ZM54 190H56V187H55V185H54ZM74 188V187H73ZM75 188H77V186L75 187ZM145 188V187H144ZM148 188V187H147ZM196 188V187H195ZM217 188V187H216ZM215 187H214V189H216ZM224 188H225V186H224ZM9 189V188H8ZM17 189V190H18ZM21 189H22V187H21ZM52 189V190H53ZM61 189H63V188H60V191H61ZM184 189H185V187H184ZM183 189V190H184ZM199 189V188H198ZM202 188H200V190H201ZM205 189V188H204ZM207 189V188H206ZM229 189H230V186H229ZM233 189V188H232ZM231 189V190H232ZM257 189V188H256ZM2 190H0V191H2ZM6 190L7 189H5V192L4 193H6ZM10 190V189H9ZM27 190V189H26ZM36 190H38V189H36ZM39 190H40V188H39ZM51 190V189H50ZM49 190V191H50ZM53 190V191H54ZM92 190V189H91ZM186 190V189H185ZM199 190V191H200ZM208 190L210 191L211 189H209L208 188ZM208 190H206L205 192H203V191H200V192H202V196H201V198H199L200 197V193H197V195L198 194H200L199 196H198V198H197V200H196V196L195 197H193L192 199H194V200H196L195 202V208L192 210V208L190 209L189 207V209L190 210H192V211H194L193 213L191 212V214H190V216L191 215H196V216H200V215H197V214H200V213H203V211H206V210H209L210 209V207L212 206V205H214L213 203H214V201H216L214 198H218L217 197V195H213V193L215 194V192H209ZM29 191V190H28ZM43 191V190H42ZM68 191H70V190H68ZM83 191V190H82ZM180 191L182 192V190L180 189ZM196 191H197V189H196ZM199 191H197V192H199ZM212 191H214L213 189H212ZM215 191H217V189L215 190ZM226 191V190H225ZM233 191H234V189H233ZM255 191V190H254ZM253 191V192H254ZM19 192V191H18ZM52 192V191H51ZM145 192V191H144ZM150 192V191H149ZM152 192H153V190H152ZM184 192V191H183ZM182 192V193H183ZM235 192V191H234ZM3 193V192H2ZM12 193H14V192H12ZM50 193V192H49ZM54 193V192H53ZM57 193V192H56ZM142 193V192H141ZM146 193V192H145ZM148 193V192H147ZM146 193V194H147ZM151 193V192H150ZM149 193V194H150ZM26 194V193H25ZM103 194H105V193H103ZM146 194H145V196H146ZM195 194V193H194ZM218 194V193H217ZM3 195H5V194H3ZM144 195V194H143ZM151 195V194H150ZM219 196H220V194H218ZM253 195V194H252ZM255 195V194H254ZM253 195V196H254ZM182 196V195H181ZM178 197V198H180V200H182V198H184V197ZM256 196V198L258 197V195H255ZM255 196H254V198H255ZM176 198H177V196H175ZM186 195H185V198L184 199H186ZM243 197V199L244 198H246V196L244 197V196H242ZM264 197V196H263ZM92 198V197H91ZM140 198V197H139ZM144 198V197H143ZM146 198H147V196H146ZM171 198H173L172 196H171ZM170 198V199H171ZM177 198V199H178ZM254 198H253V200H254ZM59 199V198H58ZM72 199H76V198H72ZM88 199V198H87ZM155 199V198H154ZM159 199H161V198H159ZM176 199V200H177ZM191 199V200H192ZM142 199H140V201H141ZM157 200V199H156ZM175 200V199H174ZM190 200V201H191ZM242 200V199H241ZM3 201V200H2ZM82 201V200H81ZM138 201V200H137ZM218 201V200H217ZM256 201H258V199L257 200H255L254 202H255V204H256V206L257 205H260V202H256ZM4 202V201H3ZM88 202V201H87ZM160 202V201H159ZM164 202H166V201H164ZM163 202V203H164ZM171 202H173V200H171ZM170 202V203H171ZM175 202V201H174ZM177 202H178V200H177ZM177 202H175V203H177ZM194 202V201H193ZM76 203H78V202H76ZM85 203V202H84ZM152 203V202H151ZM157 203H158V201H157ZM163 203H162V205H163ZM167 203H169V202H167ZM166 203V204H167ZM174 203V204H175ZM4 204V203H3ZM7 205H8V202L6 203ZM11 204V203H10ZM9 204V205H10ZM145 204V203H144ZM143 204V205H144ZM155 204V203H154ZM158 204H160V203H158ZM180 204V203H179ZM194 204V203H193ZM215 204H217V202L215 203ZM1 205V204H0ZM65 205V204H64ZM150 205V204H149ZM162 205H161V207H162ZM173 205V204H172ZM171 205V206H172ZM4 206V205H3ZM6 206V205H5ZM14 206V205H13ZM13 206H11V208L13 209ZM78 206H79V204H78ZM90 206V205H89ZM93 206V205H92ZM146 206V205H145ZM188 206V205H187ZM194 206H192V207H194ZM245 206V205H244ZM2 207V206H1ZM81 207V206H80ZM94 207V206H93ZM150 207V206H149ZM160 207V208H161ZM165 207V206H164ZM168 207V206H167ZM251 207H252V205H251ZM50 208V207H49ZM53 208V207H52ZM65 208V207H64ZM69 208V207H68ZM81 208H83V207H81ZM85 208H87L86 206H85ZM91 208V207H90ZM137 208V207H136ZM158 208H159V206H158ZM163 208V207H162ZM166 208V207H165ZM171 208V207H170ZM185 208V207H184ZM209 208V209H208ZM260 208H262L261 206L260 207H258L257 208V210L258 209H260ZM67 209V208H66ZM80 209V208H79ZM144 209V211H145V208H143ZM164 209V208H163ZM174 209V208H173ZM14 210V209H13ZM83 210H85V209H83ZM93 210H94V208H93ZM150 210H152V209H150ZM165 210V209H164ZM177 210L179 211L180 209H178V206H177ZM183 210V209H182ZM122 211V210H121ZM149 211V210H148ZM163 211V210H162ZM187 211V210H186ZM5 212V211H4ZM59 213H60V211H58ZM72 212V211H71ZM84 212V211H83ZM136 212V211H135ZM165 212V214H166V210L164 211ZM185 212V211H184ZM183 212V213H184ZM189 212V211H188ZM54 213V212H53ZM82 213V212H81ZM137 213V212H136ZM141 213V212H140ZM140 213H138V214H140ZM157 213V212H156ZM177 213V212H176ZM182 213V212H181ZM155 214V213H154ZM153 214V216L155 217V219L154 220H156L157 219V214H155L154 215ZM219 214V213H218ZM224 214V213H223ZM257 214V213H256ZM72 215V214H71ZM132 215V214H131ZM189 215V214H188ZM68 216V215H67ZM189 216V217H190ZM194 216H192V218L194 217ZM83 217V216H82ZM133 217H134V215H133ZM137 217V216H136ZM167 217V216H166ZM185 217V216H184ZM257 217V216H256ZM180 218V217H179ZM187 218V217H186ZM37 219V218H36ZM126 219V218H125ZM137 219V218H136ZM151 219V218H150ZM175 219L176 220H178L176 217H175ZM188 219V218H187ZM190 219H191V217H190ZM217 219V218H216ZM133 220V218L131 219V221ZM152 220V219H151ZM154 220H152V221H154ZM210 220V219H209ZM218 220L219 219H217V222H218ZM128 221V220H127ZM166 221V220H165ZM173 221V220H172ZM181 221V220H180ZM189 219L188 220H185L184 219V221H183V223H181L178 227L176 226V228H174V225L172 226L173 228H170V226L171 225H169V226H165L166 224V222L163 224L162 222V224L161 225H159V226H157L156 224H158L159 223V221H157L158 223H156L155 225L157 226V228L156 227H154V228H156V230H151V234H152V236L154 235V238L156 239V240H160V241H166V240H168V238H170V237H172V236H175V235H179L182 231H185V229H187V230H189V229H191L190 228V223H189ZM155 222V221H154ZM153 222V223H154ZM168 222H170V220L168 221ZM191 222V221H190ZM257 222H258V220H257ZM126 223H128V222H126ZM131 224V223H130ZM154 225V226H155ZM41 226V225H40ZM217 227V226H216ZM213 228V227H212ZM153 229V228H152ZM238 229V228H237ZM244 228H242V230H243ZM250 229H252V228H249L248 230L250 231ZM26 230V229H25ZM147 230V229H146ZM145 230V231H146ZM150 230V229H149ZM186 230V231H187ZM213 230V229H212ZM218 231V230H217ZM248 231V232H249ZM258 231V229L256 230V232ZM84 232V231H83ZM197 232V231H196ZM237 232V231H236ZM253 231H251V233H252ZM149 233V232H148ZM184 233V232H183ZM192 233H194V232H192ZM191 233V234H192ZM217 233V232H216ZM258 233V232H257ZM28 234V233H27ZM26 234V235H27ZM208 234V233H207ZM183 235V234H182ZM193 236H195V235H193ZM250 236H252V237H254L253 235H250ZM192 237V236H191ZM200 237V236H199ZM237 237V236H236ZM261 237H262V239L264 238V234L262 235L261 234ZM12 238V237H11ZM25 238H26V236H25ZM181 238V237H180ZM259 238V237H258ZM172 239V238H171ZM173 239H175V238H173ZM185 240H184V243H185V245H184V248H185V246H186V251L184 252L185 254H186V252H190V250H192V249H190V247L191 248H193L192 247V245L190 244V242L191 241H189V238L188 237H185L184 238ZM215 239V238H214ZM19 240V239H18ZM65 240V239H64ZM88 240V239H87ZM216 240V239H215ZM215 240L213 241L214 243H215ZM177 241V240H176ZM175 241V242H176ZM260 241H262V240H260ZM16 242V241H15ZM23 242V241H22ZM24 242H26V240L24 241ZM89 242H90V240H89ZM89 242H87V243H89ZM94 242V241H93ZM96 242V241H95ZM94 242V243H95ZM157 242V241H156ZM169 242H171V241H169ZM264 242V241H263ZM67 243V242H66ZM83 243V242H82ZM85 243V242H84ZM158 243V242H157ZM213 243V244H214ZM260 243V242H259ZM8 244V243H7ZM18 244V241H17V243L15 244L14 243V245L16 246ZM23 244V243H22ZM22 244H20V245H22ZM42 244V243H41ZM97 244V243H96ZM167 244V243H166ZM180 244H181V242H180ZM190 244V245H189ZM261 244H262V242H261ZM24 245V244H23ZM49 245H50V243H49ZM76 245H77V243H76ZM82 245V244H81ZM91 245V244H90ZM93 245V244H92ZM98 245V244H97ZM115 245V244H114ZM118 245V244H117ZM151 245V244H150ZM172 245H174V243L172 244ZM171 245V246H172ZM178 245V243L176 244V246ZM212 245V244H211ZM18 246V245H17ZM29 246V245H28ZM75 246V245H74ZM85 246V245H84ZM108 246V245H107ZM155 246V245H154ZM195 246V245H194ZM252 246V245H251ZM14 247V246H13ZM25 247V246H24ZM98 247V246H97ZM156 247V246H155ZM179 247V246H178ZM218 247H219V245H218ZM217 247V248H218ZM244 247V246H243ZM254 247V246H253ZM12 248V247H11ZM107 248V247H106ZM164 249V247H161V249ZM172 248H174V247H172ZM195 248V247H194ZM212 248H213V246H212ZM212 248H210V246H209V249H212ZM223 248V247H222ZM247 248H249V246L248 247H245V249L247 250ZM252 248V247H251ZM250 248V249H251ZM9 249V248H8ZM37 249V248H36ZM90 249V248H89ZM156 249H158V251H160V248L158 247V248H156ZM162 249V250H163ZM209 249H207V250H209ZM249 249V250H250ZM14 250V249H13ZM81 250V249H80ZM162 250H161V252H162ZM165 250V249H164ZM177 250H179V249H177ZM176 250V251H177ZM181 250V249H180ZM213 250V249H212ZM211 250V251H212ZM224 250V249H223ZM51 251V250H50ZM72 251V250H71ZM85 251V250H84ZM87 251V250H86ZM148 251V250H147ZM182 251V250H181ZM192 251H194V249L192 250ZM191 251V252H192ZM232 251V250H231ZM230 251V252H231ZM263 252H264V250H262ZM150 252H152V251H150ZM154 252V251H153ZM173 252V251H172ZM179 252V251H178ZM178 252H177V255H178V258H179V254H178ZM190 252V253H191ZM213 252V251H212ZM215 252H216V250H215ZM218 252V251H217ZM216 252V253H217ZM222 253H224L223 251H221ZM245 252V251H244ZM76 253H77V251H76ZM81 253V252H80ZM85 253V252H84ZM127 253V252H126ZM147 253V252H146ZM174 253H175V251H174ZM181 254H182V252H180ZM219 254L218 256H219V258H223L224 256H225V254H224V256H223V254ZM233 253H236V252H233ZM251 253V252H250ZM163 255H164V252L162 253ZM171 254V253H170ZM173 254V253H172ZM171 254V255H172ZM244 254V253H243ZM261 254H263V253H261ZM8 255H10V254H8ZM73 255V254H72ZM151 254L149 253V256H150ZM162 255V257H164V258H166L165 257V255L163 256ZM184 255V254H183ZM187 255V254H186ZM193 255V254H192ZM221 255V256H220ZM264 255V254H263ZM263 255H261V256H263ZM129 257H130V255H128ZM202 256V255H201ZM200 256V257H201ZM215 255H211V257L213 258ZM218 256H217V259H218ZM223 256V257H222ZM226 256H227V254H226ZM225 256V257H226ZM35 257V256H34ZM74 257V256H73ZM76 257V256H75ZM79 258H81V256H78ZM77 257V258H78ZM135 257V256H134ZM150 257H152V255L150 256ZM154 257V256H153ZM169 257V256H168ZM199 257V256H198ZM197 257V258H198ZM211 257H209L210 259H211ZM216 257V256H215ZM230 257V256H229ZM241 257V256H240ZM243 257V256H242ZM76 258V259H77ZM121 258H122V256H121ZM131 258V257H130ZM185 258H186V256H185ZM188 258V257H187ZM186 258V259H187ZM228 258V257H227ZM227 258H226V261H227ZM233 258V257H232ZM231 258V259H232ZM250 258V257H249ZM262 258H264V257H262ZM126 260H127V258H125ZM144 259V258H143ZM185 259V260H186ZM189 259V258H188ZM217 259H213V261H215V262H217L218 260ZM229 259V258H228ZM234 259L236 260V257H234ZM243 259V258H242ZM242 259H241V262H242ZM246 258H244V260H245ZM251 259V258H250ZM110 260H112V259H110ZM109 260V261H110ZM134 260V259H133ZM136 260H137V258H136ZM177 260V259H176ZM181 260V259H180ZM222 260V259H221ZM224 261H225V259H223ZM223 260H222V262H223ZM234 260V261H235ZM247 260H248V258H247ZM246 260V261H247ZM12 261V260H11ZM76 261V260H75ZM117 261V260H116ZM128 261H130V259L128 260ZM132 261V260H131ZM174 261V260H173ZM225 261V262H226ZM232 261V260H231ZM230 260L229 261H227L225 264H232V262H231ZM256 261H259V260H256ZM262 261V260H261ZM261 261H259V262H261ZM35 262V261H34ZM113 262H115V261H113ZM175 262V261H174ZM185 262V261H184ZM189 262V261H188ZM222 262H220V261H218V263L220 264V263H222ZM240 262V264H242V263H244L245 261H243L242 263ZM4 263V262H3ZM76 263V262H75ZM80 263V262H79ZM87 263V262H86ZM85 263V264H86ZM110 263H111V261H110ZM121 263V262H120ZM131 263V262H130ZM134 263H136V261L134 262ZM176 263H177V261H176ZM191 263L192 264H198V262L195 260V258H193L192 257V261H191ZM235 263H236V261H235ZM234 263V264H235ZM249 263L251 264H253V261L251 262V260L249 261ZM248 263V264H249ZM258 263V262H257ZM256 263V264H257ZM262 263H264V261L262 262ZM65 264V263H64ZM117 264V263H116ZM138 264V263H137ZM185 264V263H184ZM217 264V263H216ZM239 264V263H238Z\"/></svg>",
  "mask_w": 264,
  "mask_h": 264
},
{
  "label": "clouds",
  "instance_id": "obj_3",
  "mask_svg": "<svg viewBox=\"0 0 264 264\" xmlns=\"http://www.w3.org/2000/svg\"><path fill=\"white\" fill-rule=\"evenodd\" d=\"M211 91H213L214 92V90H211ZM193 95H195V96H198L199 94L198 93H193ZM198 103L200 102L199 100L197 101ZM205 110L206 111H211L210 109H208V108H205ZM150 163H151V161H150Z\"/></svg>",
  "mask_w": 264,
  "mask_h": 264
}]
</instances>
